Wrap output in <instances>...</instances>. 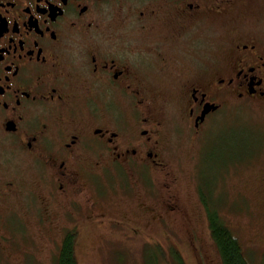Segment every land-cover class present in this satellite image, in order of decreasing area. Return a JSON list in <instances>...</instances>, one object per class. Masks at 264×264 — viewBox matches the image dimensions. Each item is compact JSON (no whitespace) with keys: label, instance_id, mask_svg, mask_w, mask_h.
I'll return each instance as SVG.
<instances>
[{"label":"flooded vegetation","instance_id":"flooded-vegetation-1","mask_svg":"<svg viewBox=\"0 0 264 264\" xmlns=\"http://www.w3.org/2000/svg\"><path fill=\"white\" fill-rule=\"evenodd\" d=\"M159 100L195 141L222 128L228 109L264 110V0H0V141L46 170L55 204L77 198L85 220L103 218L86 189L115 162L166 178ZM263 135L236 134L224 151L243 156ZM259 174L264 184V164ZM172 182L156 184L138 213L181 212ZM192 232L180 240L194 249Z\"/></svg>","mask_w":264,"mask_h":264},{"label":"rangeland","instance_id":"rangeland-1","mask_svg":"<svg viewBox=\"0 0 264 264\" xmlns=\"http://www.w3.org/2000/svg\"><path fill=\"white\" fill-rule=\"evenodd\" d=\"M166 102L159 100L158 108L163 109L162 115L166 113L163 133L168 148L163 156L167 177L118 162L111 171H94L86 191L101 198L105 210L101 219L85 220L82 201L77 198L55 204V184L46 170L0 141V188H8L0 212V264H57L63 236L72 228L77 237L73 247L76 264H146L151 252L156 253L159 264L162 260L163 264H175V251L184 264H220L217 245L199 205L198 183L207 211L217 209L220 220L240 242L247 262L264 263V184L259 174L264 164V137L259 136V144L248 145L243 156L224 151V143L234 145L236 134H246L248 142L256 132L263 135L264 110L246 106L228 109L222 128L215 126L209 139L204 136L195 141ZM170 179L182 211L160 209L157 218L140 215L137 205L152 204L156 184L159 187ZM121 213L128 215L122 218ZM124 220L138 228L137 235L123 234L118 222ZM194 229L199 239L192 249L180 239L193 238Z\"/></svg>","mask_w":264,"mask_h":264},{"label":"trees","instance_id":"trees-1","mask_svg":"<svg viewBox=\"0 0 264 264\" xmlns=\"http://www.w3.org/2000/svg\"><path fill=\"white\" fill-rule=\"evenodd\" d=\"M208 218V220H210L209 229L212 238L217 245L218 253L220 254V264H250L245 259V256L241 251L240 242L237 240L232 230L220 220L217 209H209ZM74 233V229L73 231L70 229L66 230L61 246L59 247L56 259L57 264H76L75 249L73 248L76 240ZM175 254L177 256L175 264H184L182 256L177 251H175ZM146 256V264H159V259L156 253L151 252ZM164 262L165 261L162 260L160 264H163Z\"/></svg>","mask_w":264,"mask_h":264},{"label":"bare ground","instance_id":"bare-ground-1","mask_svg":"<svg viewBox=\"0 0 264 264\" xmlns=\"http://www.w3.org/2000/svg\"><path fill=\"white\" fill-rule=\"evenodd\" d=\"M167 103V102H166Z\"/></svg>","mask_w":264,"mask_h":264}]
</instances>
